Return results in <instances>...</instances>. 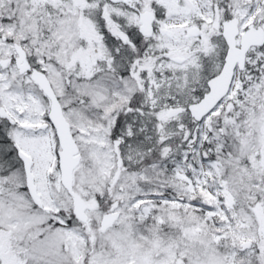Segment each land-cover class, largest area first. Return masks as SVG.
Returning a JSON list of instances; mask_svg holds the SVG:
<instances>
[{
	"label": "snow or ice",
	"instance_id": "obj_1",
	"mask_svg": "<svg viewBox=\"0 0 264 264\" xmlns=\"http://www.w3.org/2000/svg\"><path fill=\"white\" fill-rule=\"evenodd\" d=\"M0 264H264V0H0Z\"/></svg>",
	"mask_w": 264,
	"mask_h": 264
}]
</instances>
